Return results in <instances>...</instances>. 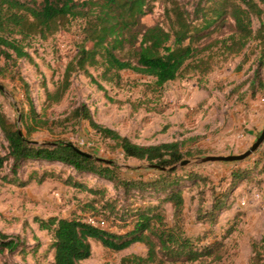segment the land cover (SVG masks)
<instances>
[{"label":"trees","instance_id":"16d2710c","mask_svg":"<svg viewBox=\"0 0 264 264\" xmlns=\"http://www.w3.org/2000/svg\"><path fill=\"white\" fill-rule=\"evenodd\" d=\"M152 1L0 0V63H3L0 64V77L16 81L19 76L8 71L10 62L14 65L20 59H31L29 49L34 39H48L63 30L71 31L74 25H77L78 36L75 52L65 67L62 80L52 92H46L47 107L63 100L77 73H84L104 89L91 70L99 73L102 82L118 87L125 83L123 72L142 75L152 80L145 84L144 96H157L166 84L190 72L206 77L214 69L215 57L238 56L253 40L258 41V47L262 49L255 71L256 76L260 75L264 68V0H200L193 10L177 0H170L165 9L168 28L160 24L144 25L143 19L150 13ZM255 19L259 22L256 31L253 28ZM227 21L234 25L230 35L202 47L196 46ZM215 46L220 55L212 52ZM19 86L30 105L28 84L21 80ZM67 120L88 121L99 136L114 142V148L121 149L127 158L166 168L184 158L183 143L175 141L148 146L133 143L118 131L96 123L86 105L76 108ZM21 123L22 130L0 109V130L8 143L7 153H0V171L9 161L13 163L11 175L3 176V179L18 187L56 179L90 196L80 201L68 217L35 218L39 229L51 235L50 248L54 251L51 264H84L92 255L91 240L116 252L137 243L146 246V257L123 258L122 264L195 263L212 257L221 258L224 240L232 228L222 240L207 244H203L204 238L192 239L185 233L183 187L188 178L192 183L198 182L196 174L189 172L182 177L174 170L151 181L127 178L121 169L82 154L72 144L29 143L32 134L49 124L34 107L22 115ZM32 161L61 163L79 175L90 174L112 183L123 195L111 198L105 189L90 188L73 176L62 180L55 172L47 170L42 174L33 171L27 180H21L19 170ZM246 173L233 171L231 183L237 185L246 178ZM166 204L173 208V224L168 222ZM224 208L221 201L214 202L201 214V220L217 225ZM39 248L38 243L29 250L20 236L0 230V255L18 253L24 257L37 254ZM257 249L259 246L255 244L256 255L249 264H260Z\"/></svg>","mask_w":264,"mask_h":264},{"label":"rangeland","instance_id":"374dc122","mask_svg":"<svg viewBox=\"0 0 264 264\" xmlns=\"http://www.w3.org/2000/svg\"><path fill=\"white\" fill-rule=\"evenodd\" d=\"M177 1L193 10L200 0ZM169 2L153 0L150 13L143 19L144 25L160 24L168 28L165 9ZM253 28L255 31L259 28L257 19ZM233 31L234 25L227 21L196 46L202 47ZM76 34L77 25H74L71 31L63 30L48 39H34L29 49L31 59H20L14 65L10 62L8 67V71L19 78L12 81L0 77V86L3 87V91H0V109L9 120L22 130V115L28 114L30 107H34L49 122L47 128L30 137L38 145L69 143L95 157L113 161L127 178L151 181L165 172L148 168L147 162L127 158L121 149L114 148V142L99 136L88 121H68L67 118L76 108L86 105L96 123L118 131L133 143L146 146L175 141L183 143V160L242 154L262 131L264 68L259 76L255 75L262 52L258 47L259 42L255 40L238 56L227 59L215 57L214 69L206 77L190 72L166 84L157 96H144L145 84L152 80L142 75L125 71V83L118 87L102 82L98 78L99 73L91 70L104 89H100L84 73H77L72 77L63 100L47 107L46 92H52L62 80L65 67L75 52ZM212 52L220 55L217 46ZM21 80L29 86L30 105L19 86ZM149 100L151 103H148ZM7 146L0 130L1 154L7 153ZM179 164H176V175L185 177L191 172L199 180L192 183L188 178L183 187L186 235L192 239L204 238L203 244H207L222 240L231 228L232 232L224 240L220 259L212 257L203 262L166 264H249L256 255L255 244L259 246V263L264 264V143L257 152L241 162L187 167ZM12 165V161H9L0 171V230L20 236L29 250L38 243L40 248L37 254L24 257L18 253L0 255V264H51L54 258V251L50 248L51 235L39 229L35 218L68 217L80 201L90 196L56 179H49L43 184L33 182L26 187L11 185L3 176L11 175ZM43 170L55 172L62 180L73 176L90 188L105 189L111 198L123 195L122 190L116 189L112 183L90 174L79 175L61 163L28 162L19 170V177L24 181L33 171L42 174ZM237 170L247 173L243 181L234 185L231 174ZM255 194H260V198L256 199ZM218 201L225 208L217 225L212 226L201 220V214ZM165 207L168 222L173 224V208L171 204ZM91 247V258L84 264H122L123 258L134 255L146 257L147 254L146 246L140 243L117 252L103 247L96 240H91Z\"/></svg>","mask_w":264,"mask_h":264},{"label":"water","instance_id":"95a60500","mask_svg":"<svg viewBox=\"0 0 264 264\" xmlns=\"http://www.w3.org/2000/svg\"><path fill=\"white\" fill-rule=\"evenodd\" d=\"M1 89H3L2 86H0ZM20 134H22V132L20 131ZM29 143L31 144H38L37 142L34 141H29ZM264 143V127L262 129V131L260 132V134H258L255 137V140L253 141V143L251 144V146L248 148V150H246L244 153L239 154V155H211V156H204V157H196L194 159H186V160H182L180 162V166L181 167H187L189 165H203V164H209V163H225V164H230V163H236V162H241L246 160L247 158H249L252 154H254L255 152H257L260 147L263 145ZM47 145H55L54 143L52 144H47ZM79 152H81L84 155L89 156L90 158H93L95 160H98L100 162L106 163V164H110V165H114L116 166V164L111 161V160H107L104 158H98L95 157L91 154H88L86 152H83L81 150H78ZM178 166H173L170 168H166V167H162L160 165L157 164H149L148 168L150 169H156V170H160L162 172H167V171H174ZM126 169H132V167L130 166H125ZM141 169V168H139Z\"/></svg>","mask_w":264,"mask_h":264},{"label":"built area","instance_id":"2783aa9c","mask_svg":"<svg viewBox=\"0 0 264 264\" xmlns=\"http://www.w3.org/2000/svg\"><path fill=\"white\" fill-rule=\"evenodd\" d=\"M256 199L260 198V194H255ZM89 222H92V220H89Z\"/></svg>","mask_w":264,"mask_h":264},{"label":"crops","instance_id":"0c3cea01","mask_svg":"<svg viewBox=\"0 0 264 264\" xmlns=\"http://www.w3.org/2000/svg\"><path fill=\"white\" fill-rule=\"evenodd\" d=\"M232 136H235L234 134Z\"/></svg>","mask_w":264,"mask_h":264}]
</instances>
